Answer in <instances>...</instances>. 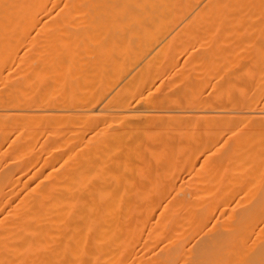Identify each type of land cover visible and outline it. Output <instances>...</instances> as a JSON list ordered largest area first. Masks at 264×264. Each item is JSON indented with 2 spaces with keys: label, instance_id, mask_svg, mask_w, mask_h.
I'll use <instances>...</instances> for the list:
<instances>
[{
  "label": "bare ground",
  "instance_id": "6f19581e",
  "mask_svg": "<svg viewBox=\"0 0 264 264\" xmlns=\"http://www.w3.org/2000/svg\"><path fill=\"white\" fill-rule=\"evenodd\" d=\"M229 32L264 45V0H0V264H264Z\"/></svg>",
  "mask_w": 264,
  "mask_h": 264
},
{
  "label": "rangeland",
  "instance_id": "374dc122",
  "mask_svg": "<svg viewBox=\"0 0 264 264\" xmlns=\"http://www.w3.org/2000/svg\"><path fill=\"white\" fill-rule=\"evenodd\" d=\"M253 29H254L255 31H254ZM256 29L259 30L258 27H254V28L252 27V28L250 29L251 31L249 30V34H253L254 36H258V34L256 33V31H257ZM228 30H231V29L228 28ZM232 33H233V32H229L228 34H232ZM228 34L223 35L222 40H221V38H220V40L218 39V41H220V42H221V41H224V43H226V46L228 45V47L231 46L233 43H235V45H232V46H233V51H232V48H231V47H229V48H230V49H229L230 51L227 50V51H228L227 54H229L228 57H230V60H228L229 63H224V64H223V62H224L223 60H226V57H224V59L220 58L223 62H222V61H218V63H221V62H222V66H220L219 69H220V71H222V70H223V71H224V70H225V71L228 70V72H230L229 70L231 69L232 72H233V70H234V71H235L236 73H238V74L241 73L240 76H239V75H238V76H239V77H242V75H243L242 79L240 78V80L243 81V82L240 81V82L243 83L242 87H243V88H244V87H245V88H246V87L249 88V87H250V84H252V83H250V82H252V81H248V80L250 79V77H249L250 75H248V73L250 74V73H252V72L254 71V72H253L254 74H252V75H253V78H252V76H251L253 82H254V80H255L256 82H259V81H260V77H259V76H261L260 73H261V71H262L261 68L263 67V65H262L263 63H261V65H260V62H262V57H261V52H262V51L260 52V50H262V49H258V48H259V47L262 48V47H264V45H263L262 43H260L261 40H260V42H259V43H260V44H259L260 46L258 45V41H257V40H258V37H257V39L253 37L254 39L252 40V43H251V41H249V39L251 40V39H252L251 36H253V35H249V38H246V37H248V36L244 35V36H245V37H244L241 33H233L234 35H236V36H233V34H232L233 37L230 36V35H229V36H226V35H228ZM239 34H240V35H239ZM237 35H238V36H237ZM241 35H242V36H241ZM239 36H241L240 39H241V38L243 39V41H242V39H241L242 42H241L239 39H237V38H239ZM226 37H228L229 40H228V38L225 39ZM259 37H260V36H259ZM244 38H246V41H245ZM234 39H237L239 42H238V41H235ZM230 40H232L233 42H230ZM226 41L228 42V44H227ZM234 41H235V42H234ZM256 41H257V42H256ZM229 42H230V43H229ZM236 42H238V43H236ZM243 42H247V44H246V43H243ZM255 43H257V44H256L257 46L255 45ZM229 44H230V45H229ZM237 44H239L240 47H239V45H237ZM244 44H245V45H244ZM250 44H252V45H250ZM261 44H262L263 46H262ZM242 45H244V46H246V47H243ZM234 46H235V47H234ZM236 46H237V47H236ZM241 46H242V47H241ZM235 48H236V50H235V53H234V55H233V52H234V49H235ZM246 48H247V49H246ZM243 49H246V52H247V53H245V52H244L245 50H243ZM251 50H253V51L251 52ZM236 51H237V52H236ZM239 51H240V53H239ZM248 51H249V52H248ZM230 53H232V55H231ZM236 53H237L238 55H240V57H239L238 55L236 56ZM245 54H246V55H245ZM252 54H255L254 57H255L257 60L253 58V55H252ZM225 55H226V52H225ZM258 55H259V56H258ZM232 56H234V58H233ZM235 56H236V57H235ZM246 56H247V57H246ZM251 56H252V57H251ZM257 57H258V58H257ZM237 58H239V59L237 60ZM244 58H245V60H242V59H244ZM248 58H252L251 61H250V63H249V60H250V59H248ZM220 59H219V60H220ZM227 59H228V58H227ZM260 59H261V60H260ZM255 60H256L257 62H256ZM258 60H259L260 62H258ZM244 61H246V63H245ZM252 61H254L253 63H255V64H254L255 66H253V63L251 64ZM243 62H244V64H243ZM247 62H248V63H247ZM258 63H259V64H258ZM225 64H226V65H225ZM233 64H234V65H233ZM235 64H236L237 66H239V68H238L237 66L235 67ZM241 64H242V65H241ZM248 64L252 65V67H250V65H248ZM257 64H258V65H257ZM240 65H241V66H240ZM243 65H244V66H243ZM230 66H231V67H230ZM260 66H261V67H260ZM222 67H224V69H223ZM226 67H227V68H226ZM233 67H234V68H233ZM235 68H238V69H235ZM256 68H257V69H256ZM243 69H244L245 71H244ZM247 69H249V70H247ZM236 70H237V71H236ZM239 70H240V71H239ZM250 70H252V71H250ZM242 71H243L244 73H243ZM246 71H247L248 73H247ZM236 73L233 72V74H236ZM245 73H247V74H246L247 76L244 75ZM236 75H237V74H236ZM245 76H246V77H245ZM256 76H258V78H257ZM244 77H245V79H246L245 81L243 80ZM247 77H248V79H247ZM256 79H259V80H256ZM208 80H209V79H208ZM211 80H212V81H209L210 84L208 83V81H206V83H204V89H206V91H208V92L210 91V90H209V89H210L209 87H211V83H213V81L216 80V78H215V79H211ZM247 81H248V82H247ZM245 82H246V83H245ZM206 84H207V85H206ZM208 85H209V86H208ZM240 85H241V83H240ZM240 85H239V86H240ZM244 85H246V86H244Z\"/></svg>",
  "mask_w": 264,
  "mask_h": 264
}]
</instances>
